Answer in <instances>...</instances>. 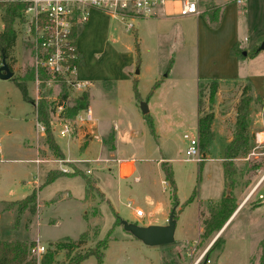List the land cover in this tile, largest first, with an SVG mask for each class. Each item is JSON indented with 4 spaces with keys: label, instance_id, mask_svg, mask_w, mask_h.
<instances>
[{
    "label": "rangeland",
    "instance_id": "obj_1",
    "mask_svg": "<svg viewBox=\"0 0 264 264\" xmlns=\"http://www.w3.org/2000/svg\"><path fill=\"white\" fill-rule=\"evenodd\" d=\"M213 6L199 1L200 9ZM224 8L215 23L208 15L197 19L173 12L170 19L155 21L158 27L149 19L139 20L141 26L137 22L133 31H126L112 15L91 10L88 22L75 31L80 62L73 76L87 81V88L63 83L50 92L22 22L15 23L17 40L7 57L14 76L0 78V240L32 241L44 245L46 252L57 250L59 243L75 242L71 256L66 250L57 252V264H68L76 254H100L103 241L108 247L102 264H261L264 106L261 94L255 92L264 84V0H246L242 5L234 1ZM3 28L0 17V33ZM236 44L243 50L239 57L231 54ZM208 81L219 84L213 103L209 85L201 96L199 92ZM18 82L27 85L35 104L24 98ZM57 92L66 94L61 98L67 107L87 93L97 120L73 139L61 138L52 125L54 143L66 155L60 148L61 158L49 148L37 115L42 98L54 108ZM247 96L252 97L249 133L261 132L263 144L254 138L249 153L233 160L227 176L224 152L235 137L237 109ZM143 103L148 105V116ZM200 109L202 114H214V140L207 158L197 163L189 161V140L184 135L198 138ZM98 124L105 128L101 133H96ZM115 126L118 130L113 131ZM94 135L99 139L90 144ZM39 141L41 153L50 156V151L58 161L34 160ZM89 144L90 152L82 150ZM119 158L136 159L132 176H119ZM163 162L173 169L176 195L166 182ZM57 169L68 172L47 184L49 172ZM135 175L140 176L139 183ZM85 179L92 185L86 199ZM35 190V212L31 205L15 204ZM226 198L233 200L234 212L219 231L204 237L205 222ZM6 203L16 211L6 212ZM137 208L145 212L143 218L136 217ZM173 209L177 227L169 245L148 246L121 224L124 220L138 226L166 225ZM81 264H99L98 257Z\"/></svg>",
    "mask_w": 264,
    "mask_h": 264
},
{
    "label": "built area",
    "instance_id": "obj_2",
    "mask_svg": "<svg viewBox=\"0 0 264 264\" xmlns=\"http://www.w3.org/2000/svg\"><path fill=\"white\" fill-rule=\"evenodd\" d=\"M199 1L0 0V17L5 6L17 5L23 7L24 20L22 25L27 36V42L35 48V64L46 73L48 79L43 82L48 92H50L55 88H60L63 83L73 89L87 88L88 82H79L73 76L78 71L80 62L75 31L82 23L88 22L91 10L110 14L123 23L126 31H133L136 28V20L158 17L169 3L173 4L174 8L177 9V14L181 16H199ZM234 1L239 5L246 3V0ZM38 83L40 84V82ZM61 96V93L57 92L52 101L54 103L53 118L55 121V123L52 122V125H56L57 128L54 131L61 138L73 139L75 133H83L85 129L95 126L97 120L90 106L81 109L73 120H64L67 103ZM38 124L39 129L46 132L45 126L41 123ZM115 128L117 129V127ZM184 138L189 140L186 152L190 157L189 161L201 163L204 158L200 150L199 137L191 138L186 134ZM91 139H99V136L94 135ZM255 139L259 145L263 144L261 133H257ZM136 162L135 159H117L119 176L121 178L129 174L132 176ZM63 172H68V170L63 169ZM88 173L90 174V171ZM134 180L137 183L141 181L137 176L134 177ZM259 199L264 200V194H260ZM135 214L138 218L145 216V212L139 208L136 209ZM32 253L40 259L46 253V247L38 244L33 247Z\"/></svg>",
    "mask_w": 264,
    "mask_h": 264
},
{
    "label": "trees",
    "instance_id": "obj_3",
    "mask_svg": "<svg viewBox=\"0 0 264 264\" xmlns=\"http://www.w3.org/2000/svg\"><path fill=\"white\" fill-rule=\"evenodd\" d=\"M23 7L17 5H8L2 9V20L4 22L3 31L0 33V52L2 58L7 57L9 52L13 49L16 44L17 40V33L14 28V25L17 21L23 22L24 15H23ZM206 15L209 16L211 22L215 23L219 21V17L221 14V9L216 8L212 9L210 7L206 12ZM243 50L240 49L238 44L234 45L231 49V54L235 57H239L242 55ZM10 66V65H9ZM11 71L12 67L10 66ZM18 87L23 93L24 98L27 101L32 102L35 104V101L31 99L27 85L21 82H18ZM210 86V102L213 103L217 96V92L219 89V84L215 81H208V83L204 85H200V96L202 94V90L204 87ZM64 99L67 98L66 94L62 95ZM88 94L84 93L81 95L74 106H68L66 109V115H64V120H73L74 117L79 113V111L83 108L88 107ZM252 103V97L247 96L244 97L237 109V120L235 124V137L233 140L227 145L224 154V164L226 166V174L227 176L230 174L228 170H231L232 162L234 159L240 157L241 155H247L253 146L254 139L252 138V133H249V116L251 112L250 104ZM202 99L200 97L199 105L201 108ZM54 108L51 103H49L45 98H42L41 101L38 103L37 108V115H38V122L43 124L46 128V135H47V144L49 148L55 152L56 156L59 158L63 157V153L60 151V148L57 144L54 143L53 140V126H52V116H53ZM202 109H200V113ZM204 114V113H203ZM201 116L198 121V137L200 141V150L202 153H208L212 142L214 140V131H213V122H214V114L213 112L207 113ZM148 116V115H147ZM151 128L153 127L152 121H149ZM169 162H163L161 165L163 172L165 173L166 182L171 187L173 193L176 195V183L174 180V173L173 169L168 168ZM62 176H66L62 171H54L52 172L47 178V184L52 183L57 178ZM86 180V179H85ZM86 190H87V197H89V193L92 190L91 183L86 180ZM15 204L25 206L31 205L30 209L35 212V207H37V193L36 190L33 191L28 197L25 199L16 202ZM235 205L233 204L232 199H224L223 204L217 210H212L211 217L209 220L205 222V232L203 234L204 237H209L213 233L219 231L221 227L226 223V221L230 218L232 213L235 210ZM221 239H218L215 244L208 250L206 255H208L211 250H213L214 246L220 242ZM36 244L34 242H25L20 240H13V241H3L0 240V264H57L56 263V254L58 251L66 250L68 251L69 256H71L72 250L75 248V242L66 243L62 242L57 244V250H48L45 254L38 259L32 253L33 247ZM102 252L100 254L95 253L94 251L88 252L84 255L76 254L71 257L68 264H81L89 257L93 255H97L99 264L103 263V257L105 251L108 247L107 241H103L99 243ZM261 264H264V255Z\"/></svg>",
    "mask_w": 264,
    "mask_h": 264
},
{
    "label": "water",
    "instance_id": "obj_4",
    "mask_svg": "<svg viewBox=\"0 0 264 264\" xmlns=\"http://www.w3.org/2000/svg\"><path fill=\"white\" fill-rule=\"evenodd\" d=\"M264 49V46L262 47ZM244 56L247 55L246 52L243 53ZM14 76V72L11 71L10 66L7 63L5 57L2 58V64L0 66V78L2 80H9ZM142 111L144 115L149 113L148 105L146 103L142 104ZM256 137V134H253ZM204 159L207 158L206 153L202 154ZM176 210L173 209L171 212L166 225H150V226H138L127 221H121L124 229L131 233L135 238L143 242L148 246H164L174 243L175 232L177 227L176 221Z\"/></svg>",
    "mask_w": 264,
    "mask_h": 264
},
{
    "label": "crops",
    "instance_id": "obj_5",
    "mask_svg": "<svg viewBox=\"0 0 264 264\" xmlns=\"http://www.w3.org/2000/svg\"><path fill=\"white\" fill-rule=\"evenodd\" d=\"M213 2L214 3V5L215 6H213L212 7V9H216V8H220L221 9V11H222V9L226 6V5H228L230 2H234V0H207V2ZM217 1H221V2H217ZM199 9H200V7H199ZM209 8H207V10H208ZM225 9V8H224ZM223 9V10H224ZM207 10H205V7L204 8H201L200 9V15L199 16H195L197 19L198 18H200L201 17V15H206L205 14V12L207 11ZM177 13V9H175L174 8V6H173V4H171V3H169L166 7H165V9L164 10H162V12L159 14V16L158 17H156V18H150L149 20H151L153 23H150V24H153V26L154 27H158L159 25V23L158 24H156V23H154L155 21H162V20H166V19H170L169 18V15H170V13ZM139 20H141L140 22H146L148 19H139ZM139 20H136L135 21V25H137V22H138V26H141V24L139 23ZM147 26H145L144 25V27H146L148 30L150 29V26H149V24H146ZM233 48V47H232ZM240 49H241V47H240ZM255 54V56L256 55H258L256 52H254ZM264 81V80H263ZM87 82V81H86ZM263 90H264V84L261 86V88H260V90H257L255 93L256 94H261V96H262V100H263V106H264V97H263ZM262 115H263V112H262ZM199 118L200 117H198V121H199ZM263 118H264V116H263ZM98 126V128H97V130H96V133L97 132H102L103 130H105V128L102 126V125H97ZM115 127H117V126H115ZM113 128V131H116V130H118V127H117V129L116 128ZM261 133V132H260ZM253 134H256V132L255 133H252L251 135H252V138L254 139V137H253ZM113 136V138L115 139V141H114V144H115V150L114 151H116V149H117V141H116V138H115V136H114V134H112L111 135V137ZM93 139H91L90 138V144H91V141H92ZM79 142V141H78ZM87 145L85 148H83L82 150H87V152H90V146L91 145ZM39 145H40V141H39V144H38V147H37V149H38V153H36V155H37V157H36V159H34L35 161H42V159L43 160H51V159H54L55 157L50 153V151L48 152V154L50 155V156H46L47 154H45V153H41V151H40V147H39ZM80 145V144H79ZM58 146H59V144H58ZM81 147V146H80ZM41 148H44L43 146L41 147ZM59 148H61L60 146H59ZM211 148V147H210ZM226 149V148H225ZM61 151L64 153V151L62 150V148H61ZM209 151V150H208ZM224 154H225V152H224ZM38 155H39V157H38ZM64 155H65V153H64ZM206 155H207V153H206ZM66 156V155H65ZM111 157H114V155L112 154L111 155ZM57 158H55V160H56ZM109 158H105L104 159V161L105 160H108ZM119 159H124V158H119ZM132 159H134V158H132ZM224 159V158H223ZM112 160V159H111ZM136 160V159H135ZM30 161H33V160H30ZM56 161H58V160H56ZM111 162V161H110ZM108 170H111L110 168L108 169ZM54 171H60L59 169H57V170H52V171H50L49 172V174H48V176L52 173V172H54ZM134 171H135V165H134ZM48 176H47V178H48ZM135 176H138V175H135ZM140 177V176H139ZM87 191V190H86ZM29 196V195H28ZM27 196V197H28ZM86 197H87V194L85 195V199H86ZM25 199V198H24ZM18 202V201H17ZM11 203H13V202H11ZM10 203V204H11ZM6 204H8V205H6L5 206V211L6 212H11V211H16V209L14 208V207H12V206H10V204L9 203H6ZM29 242H32V241H29Z\"/></svg>",
    "mask_w": 264,
    "mask_h": 264
}]
</instances>
